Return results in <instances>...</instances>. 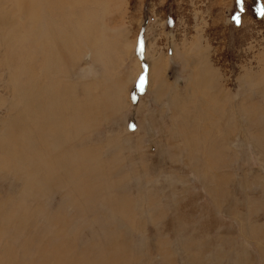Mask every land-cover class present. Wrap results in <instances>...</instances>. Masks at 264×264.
<instances>
[{
    "label": "rangeland",
    "instance_id": "1",
    "mask_svg": "<svg viewBox=\"0 0 264 264\" xmlns=\"http://www.w3.org/2000/svg\"><path fill=\"white\" fill-rule=\"evenodd\" d=\"M87 3L116 49L63 81L96 113L61 143L67 176L26 187L0 156V264H264V0Z\"/></svg>",
    "mask_w": 264,
    "mask_h": 264
},
{
    "label": "bare ground",
    "instance_id": "2",
    "mask_svg": "<svg viewBox=\"0 0 264 264\" xmlns=\"http://www.w3.org/2000/svg\"><path fill=\"white\" fill-rule=\"evenodd\" d=\"M87 2L0 0V51L3 52L0 74L6 73L7 77V85L2 89L6 94L13 95L8 102L7 117L0 125V156L1 160L9 161L14 173H22L24 178L25 174L34 176L30 179H37L36 182L44 176V171L50 173L51 169H61L67 176L70 160L76 155L72 150L77 149H63L61 143L70 135L76 137L78 130L86 127V121L91 120L97 110L94 105L97 100L91 87L85 86L79 91L84 96L81 102L77 95L78 88L63 81L69 76L70 68L75 67L74 57L80 54L81 48L92 50L99 59H102L103 52L109 54L116 49L113 45L116 43L107 38V29L99 17L100 13ZM2 5L4 13L1 11ZM109 102L103 98L105 109L110 106ZM6 160L3 162L7 163ZM42 160L44 162H41L40 168L35 169ZM86 162L82 158V161L73 163L81 164V170L86 173L90 172ZM73 167L71 170H74ZM71 173L72 179L82 174L76 172L73 176V171ZM81 174L80 177L83 176ZM47 177L40 179L39 183L50 185ZM80 179L86 181L85 176ZM26 181L24 186L32 185L28 176ZM83 189L84 186L78 189V196ZM5 261L16 264L17 259L10 254Z\"/></svg>",
    "mask_w": 264,
    "mask_h": 264
},
{
    "label": "snow or ice",
    "instance_id": "3",
    "mask_svg": "<svg viewBox=\"0 0 264 264\" xmlns=\"http://www.w3.org/2000/svg\"><path fill=\"white\" fill-rule=\"evenodd\" d=\"M236 6L239 10V13H243L245 11V0H235ZM255 12L261 17H264V4L257 3L255 7ZM234 19L239 22L240 16L237 14V16L234 17ZM143 84V80L141 81V85Z\"/></svg>",
    "mask_w": 264,
    "mask_h": 264
}]
</instances>
